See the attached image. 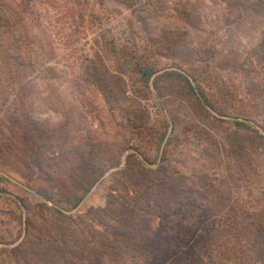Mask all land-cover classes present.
<instances>
[{"label": "rangeland", "instance_id": "374dc122", "mask_svg": "<svg viewBox=\"0 0 264 264\" xmlns=\"http://www.w3.org/2000/svg\"><path fill=\"white\" fill-rule=\"evenodd\" d=\"M0 2V264H87L83 215L141 167L187 187L165 264H264V0Z\"/></svg>", "mask_w": 264, "mask_h": 264}, {"label": "trees", "instance_id": "16d2710c", "mask_svg": "<svg viewBox=\"0 0 264 264\" xmlns=\"http://www.w3.org/2000/svg\"><path fill=\"white\" fill-rule=\"evenodd\" d=\"M3 5V2H0V18L5 16L9 19V13L3 8ZM146 73V77L149 78L153 70L147 69ZM82 164L78 166L81 173L79 179H82L78 183V187L75 188L78 193L66 198L69 203L71 202L72 207L77 205L83 195L102 175L101 172L95 171L96 169L90 162ZM152 172L154 173H148L147 169L144 171L141 167L139 171L132 172L136 175L134 179H119L120 185L125 184L127 191L111 194L105 206L91 207L83 215L88 220L93 219L95 223L107 230L105 237L103 232L100 234V231L94 229L93 224L87 225L89 237L92 236V233L99 236L96 241L88 240L86 250L91 258L85 259L87 264H108L109 261L116 263L121 260L124 254L129 255L130 262L125 261L123 264H165L168 262L166 254L169 252V247L161 246L160 230L157 229V226L153 228L152 224L155 219L163 218L169 212L170 206L186 194L187 187L182 179H164L163 175L166 173L164 167ZM61 215L63 216V214ZM83 221V218L80 217L75 224H80ZM89 243L91 244L89 245ZM72 244V246L65 247H59V244L55 246L56 250H59V260H62L64 264H75L72 259L73 255L69 252L73 251L77 242L74 240ZM66 248L72 249L67 252ZM77 248L80 247L77 246ZM69 256L72 257L71 260L67 259Z\"/></svg>", "mask_w": 264, "mask_h": 264}]
</instances>
